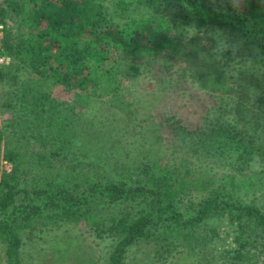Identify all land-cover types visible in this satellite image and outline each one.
Listing matches in <instances>:
<instances>
[{"label":"trees","instance_id":"1","mask_svg":"<svg viewBox=\"0 0 264 264\" xmlns=\"http://www.w3.org/2000/svg\"><path fill=\"white\" fill-rule=\"evenodd\" d=\"M112 4L0 5L3 264L73 230L102 264H264V0Z\"/></svg>","mask_w":264,"mask_h":264},{"label":"rangeland","instance_id":"2","mask_svg":"<svg viewBox=\"0 0 264 264\" xmlns=\"http://www.w3.org/2000/svg\"><path fill=\"white\" fill-rule=\"evenodd\" d=\"M23 1L25 2V0H23ZM4 3H5V0H0V5H2ZM104 3H106L108 5L110 12L113 13L112 0H104ZM114 16H115L114 18H115L116 22L119 21L121 24L128 22L127 17H120L118 19V16H116L115 14H114ZM133 16L138 17L139 15H137V13H135ZM7 24L12 25V23L10 21H7ZM192 36L193 35H188L186 37L185 41L187 42ZM198 45H201V47H208V48L212 46L209 39L205 36L203 37L201 42H198ZM142 57L143 56H141L140 59H142ZM114 59L115 58H112L111 60L109 59V61L106 62L107 67H111L112 65H114ZM206 60H209V57H206ZM146 85L149 86V84H147V83H146ZM137 86L138 85L136 84V87ZM52 94L61 100H68L71 98V95L68 94L62 87H54ZM200 105L201 104L197 105V108L199 110L203 109V107L202 108L199 107ZM4 117L0 114V126L3 122ZM4 165H5L4 166L5 170H7L9 172L11 170V165L7 164V163H5ZM76 233H77L76 230L75 231L73 230L72 232H69L68 236L72 240L70 242L73 243V248L74 247H78V248L74 249L71 252L72 257L65 258L66 257L65 256L62 259L60 258L59 255L53 254L54 249H56V250L62 249L64 251L65 248L67 247V244H69V241H65V240H64V242H58L57 241V239L60 240V236H62L61 232L57 234L58 237L52 238L51 240H47L46 242H40L38 244L35 242L37 240L34 237H32V239L29 240L27 245H26V253L23 256L25 264H86V263H88V264H102V263H104L105 260L102 258L104 251L100 252L101 246H98L99 240L94 242V237L88 236L86 233H84V238H81L80 240L79 239L73 240L75 238ZM33 245L37 246V247L29 250V247L33 246ZM80 251L83 253L84 257L75 256ZM0 252H1V249H0ZM104 254H105L104 256L106 257L108 253L105 252ZM139 255H141V254L137 253V250H136V256L130 257L133 261L129 260V258H128L127 264H148L149 262H150L149 264H151V261L145 260L144 258L137 257ZM135 257H137V258L134 260ZM90 261H92V262H90ZM0 264H3V259H2L1 253H0Z\"/></svg>","mask_w":264,"mask_h":264},{"label":"built area","instance_id":"3","mask_svg":"<svg viewBox=\"0 0 264 264\" xmlns=\"http://www.w3.org/2000/svg\"><path fill=\"white\" fill-rule=\"evenodd\" d=\"M5 30L6 24L0 21V67L8 66L11 63L10 57L2 55V42L5 37Z\"/></svg>","mask_w":264,"mask_h":264}]
</instances>
